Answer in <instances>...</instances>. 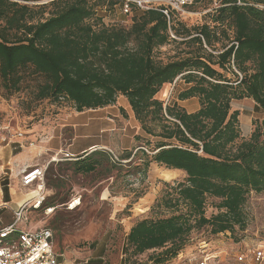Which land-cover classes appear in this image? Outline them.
<instances>
[{"label":"trees","instance_id":"1","mask_svg":"<svg viewBox=\"0 0 264 264\" xmlns=\"http://www.w3.org/2000/svg\"><path fill=\"white\" fill-rule=\"evenodd\" d=\"M40 1L0 0V86L8 94L19 92L29 72L42 81L34 100L67 102L78 113L111 106L121 96L141 129L158 139L149 155L137 150L144 171L154 163L185 175L158 203L170 217L130 228L123 264L149 251L155 253L153 264H167L184 251L191 232L203 227L211 235L243 232L248 196L264 193V129L256 127L237 144L239 113L231 103L251 100L264 113V0H215L213 26L193 29L154 11L133 16L127 29L105 26L96 8L101 1L114 7L111 0H55L43 18L45 5H32ZM170 34L193 49L156 60L154 50L173 42ZM221 40L226 44L213 55L210 49ZM227 70L237 72L236 80L220 72ZM177 79L187 86L177 100L197 99V111L156 99ZM91 158L77 160L76 172H94L99 162ZM207 198L218 200L210 218Z\"/></svg>","mask_w":264,"mask_h":264},{"label":"rangeland","instance_id":"2","mask_svg":"<svg viewBox=\"0 0 264 264\" xmlns=\"http://www.w3.org/2000/svg\"><path fill=\"white\" fill-rule=\"evenodd\" d=\"M53 1L42 0L32 5H45L43 18H47ZM100 3L96 14L105 26L127 29L132 17L141 13L124 15L119 5L110 8L107 1ZM217 8L215 0H196L184 15L173 17V24L186 29L213 26L210 20ZM228 34L232 39L231 31ZM172 40L154 50L156 60L167 62L193 49L180 43L182 37ZM224 44L225 40L216 43L215 49H210L213 55ZM220 72L236 80V71L235 76L228 70ZM23 77L19 92L8 94L0 86V205H8L20 195H24V200L33 198L35 187L22 189L20 179L26 170L41 169L44 202L38 210L24 212L16 224L17 231L50 229L61 264H123V246L130 228L144 219L172 215L158 203L172 187L184 181V173L154 163L144 171V157L137 150L149 155L158 139L141 129L125 98L118 96L111 106L78 113L67 102L34 100L41 78L29 72ZM173 83L164 85L156 95L164 105L176 102L178 94L187 88L182 80ZM177 104L188 113L198 108L197 99ZM231 111L239 113L237 144L248 140L256 127L264 129V113L251 100L233 101ZM129 153L131 157L123 159ZM91 156L89 161L99 162L95 171L77 173L74 163ZM217 203L218 200L207 198L206 218L217 214ZM48 208L52 209L50 213L45 211ZM180 210L184 212L183 208ZM244 212L247 226L243 232L211 235L209 227L194 230L184 251L168 264H184L185 259L197 256L195 245L202 241L207 242L208 253L217 256L209 264H245L238 263L236 258L242 255L248 261L250 252L264 249V193H251ZM8 221L13 223L14 218L10 220L8 210L2 206L0 227ZM154 254L149 251L131 257L129 262L153 264L150 258Z\"/></svg>","mask_w":264,"mask_h":264},{"label":"built area","instance_id":"3","mask_svg":"<svg viewBox=\"0 0 264 264\" xmlns=\"http://www.w3.org/2000/svg\"><path fill=\"white\" fill-rule=\"evenodd\" d=\"M120 6L124 15L133 12L154 11L163 15L168 21L176 14H185V10L195 0H111ZM171 38H174L170 34ZM176 80L174 81V83ZM173 83V84H174ZM41 169L26 170L20 179L23 188L35 187L31 200L24 202L16 211H13L14 222L11 225L0 227V264H59V254L54 246L53 233L48 228L37 230L17 231L16 224L21 220L27 209L38 210L44 202V185ZM50 213L52 209L45 210ZM195 245L197 256L185 259L184 264H209L217 256L208 253L207 242L202 241ZM238 263L264 264V249L256 248L250 252V258L244 256L236 258Z\"/></svg>","mask_w":264,"mask_h":264},{"label":"crops","instance_id":"4","mask_svg":"<svg viewBox=\"0 0 264 264\" xmlns=\"http://www.w3.org/2000/svg\"><path fill=\"white\" fill-rule=\"evenodd\" d=\"M166 86V85H165ZM192 99H195V98H192ZM189 100H191V99H189ZM245 100H247V99H245ZM185 101H188V100H185ZM185 101H182V102H185ZM176 102H180V101H176ZM198 110V108H196V110L195 111H197ZM195 111H193V112H195ZM193 112H191V113H193ZM20 187L22 188V189H28V188H23L21 185H20ZM35 193H34V191L31 193V196L32 195H34ZM29 195V194H28ZM13 198V197H12ZM13 199H15V200H12L11 201V203H14V204H11V203H8V205H4V204H2V205H0V207H2L3 206V209H5V210H8V213H9V215H10V220L13 218V211H16L24 202H26V201H28L27 199H25L24 200V195H20V197L18 196V197H15V198H13ZM20 199V202H18L17 200H19ZM32 199V198H31ZM31 199H29V200H31ZM6 206H8V208H6ZM0 224H1V222H0ZM12 223L10 222V221H8V222H6V224H3L1 227H3V226H8V225H11ZM30 230V229H29ZM180 256V255H179ZM59 264H61L60 262H59ZM168 264V263H167Z\"/></svg>","mask_w":264,"mask_h":264},{"label":"bare ground","instance_id":"5","mask_svg":"<svg viewBox=\"0 0 264 264\" xmlns=\"http://www.w3.org/2000/svg\"><path fill=\"white\" fill-rule=\"evenodd\" d=\"M75 205H76V203H75V204H72V207L75 206ZM68 208H69V207H68Z\"/></svg>","mask_w":264,"mask_h":264}]
</instances>
